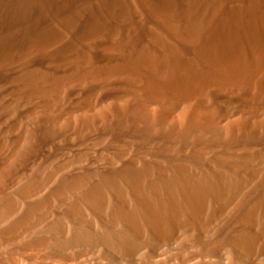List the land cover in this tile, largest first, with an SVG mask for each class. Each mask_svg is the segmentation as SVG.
<instances>
[{"label": "bare ground", "instance_id": "1", "mask_svg": "<svg viewBox=\"0 0 264 264\" xmlns=\"http://www.w3.org/2000/svg\"><path fill=\"white\" fill-rule=\"evenodd\" d=\"M186 1L146 3L127 64L0 89V264H264V19L248 57L206 39L224 0ZM189 46L205 68L176 76Z\"/></svg>", "mask_w": 264, "mask_h": 264}, {"label": "rangeland", "instance_id": "2", "mask_svg": "<svg viewBox=\"0 0 264 264\" xmlns=\"http://www.w3.org/2000/svg\"><path fill=\"white\" fill-rule=\"evenodd\" d=\"M134 2L136 3V0H0V89L4 91L11 89L15 85L14 82L16 79L22 75H25L26 73L30 74L32 72H50L56 74L55 71L61 73L63 69L72 67V63H68L70 60L80 58L83 55H86L87 59L89 58L88 61H90V66L94 64L92 68L95 70L99 68L98 70H101L102 72L105 71V69L109 66L114 67L117 65L120 66L127 64L133 59L140 57L143 48L146 46L145 44H147V41L151 37L149 25L152 23V17H150L148 13L149 17L151 18L150 22V18L147 15L148 11L146 9V3H149L150 6L152 5V8L156 7V9L164 8V10H166L167 7L168 10H174L175 8L176 11H179L185 7L187 1L138 0V4L136 3V5H139L140 7L138 6L139 11L136 10V12H140L141 15L137 16V14H134L137 17L132 15L134 12V8H132L134 7ZM224 2L225 3L223 4L221 11L224 9L225 12L220 11V16L217 18L218 21L216 20L218 23L213 22L215 25L213 23L211 24L212 26L210 28L213 30L211 33V38L207 36L208 38L206 39L211 40L214 38L216 39V42L222 43L221 45L225 43V46L223 45V47L225 49H231L232 51H235L236 49L234 41L238 42L239 44L242 43L244 45V52L249 57L250 49L247 47L248 42L252 41L254 36L257 37L262 34L263 27H261L262 23H260V20L264 19V0H260V3L259 0H224ZM142 7L146 9V11ZM126 12L133 16L128 22L125 21V18H123ZM143 14L146 16L144 15L143 17ZM142 17L143 19L147 20H142ZM133 19H135V22ZM220 19H222V21H220ZM143 21L146 23L144 24ZM141 25L147 26L146 29L144 28L145 26L143 27L144 29L140 28L142 27ZM131 26L138 27V29L136 28L137 31ZM118 28L119 30H122L117 31ZM133 30L136 32H134L135 34L132 33ZM118 33L121 34L117 35ZM127 33H129V35ZM130 33L133 34V36H131ZM256 33H258V35H256ZM142 34L143 37L146 36V34L147 36L142 39ZM120 36L122 37L120 38ZM134 36L136 37L134 38ZM127 37H129L130 40L129 38L127 39ZM122 38L125 40V42ZM135 39H137L138 42H136ZM141 40L144 43H142ZM118 41H120V44ZM126 41H128L127 44H125ZM121 44L122 46H120ZM124 45L125 47H128L129 45L130 46L125 49L123 47ZM119 46L122 48L121 50ZM184 47L186 46L184 45L183 48ZM86 48H88V50H85ZM116 49L120 50L121 52H117ZM128 49L130 51H128ZM134 49L135 51L138 49V51L135 53ZM194 50L195 48L189 46L188 49L182 50L183 52L178 55L181 59L180 61L178 58L181 72L176 74V76H184L186 75L185 73H187V77L194 76L193 78H195V76H199L203 68H205L204 64L194 57ZM89 52L92 53L90 54ZM182 54L185 55L183 56ZM189 54L191 56H189ZM122 56L123 58L126 56L128 58L126 57L125 60L123 58L120 59ZM117 59L119 62L116 61ZM183 60L184 62H182ZM189 60L191 62H189ZM66 63L69 66H67ZM97 65L98 68H95ZM188 65L193 69L191 67L186 69L189 67ZM199 69L202 70L200 71ZM188 70L192 72L189 73ZM120 80L122 81L123 78H120ZM120 80L118 77L116 82H113V84L116 85L112 84V86H110L111 88H105L103 93L109 96L117 95L122 87ZM118 82L120 85L117 84ZM107 91H110L111 93Z\"/></svg>", "mask_w": 264, "mask_h": 264}]
</instances>
